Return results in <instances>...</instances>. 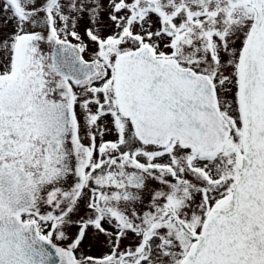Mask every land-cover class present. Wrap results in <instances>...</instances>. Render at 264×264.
I'll use <instances>...</instances> for the list:
<instances>
[{"label": "snow or ice", "instance_id": "obj_1", "mask_svg": "<svg viewBox=\"0 0 264 264\" xmlns=\"http://www.w3.org/2000/svg\"><path fill=\"white\" fill-rule=\"evenodd\" d=\"M0 264H264V0H0Z\"/></svg>", "mask_w": 264, "mask_h": 264}]
</instances>
